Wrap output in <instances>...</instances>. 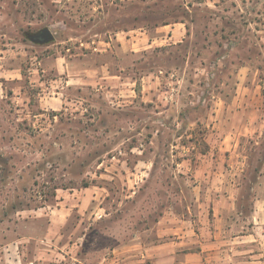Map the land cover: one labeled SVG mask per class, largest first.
Here are the masks:
<instances>
[{
    "label": "rangeland",
    "instance_id": "374dc122",
    "mask_svg": "<svg viewBox=\"0 0 264 264\" xmlns=\"http://www.w3.org/2000/svg\"><path fill=\"white\" fill-rule=\"evenodd\" d=\"M16 1L0 0V54L8 37L24 41L5 66L81 52L121 29L183 22L185 33L137 53L138 95L122 105L87 90L83 107L44 109L33 74L0 73V264H115L132 240L174 236L175 216L212 215L207 184H235L244 214L264 198V129L228 137L242 131L231 116L264 122V0ZM44 28L53 38L33 40ZM226 98L229 117L211 116Z\"/></svg>",
    "mask_w": 264,
    "mask_h": 264
},
{
    "label": "crops",
    "instance_id": "0c3cea01",
    "mask_svg": "<svg viewBox=\"0 0 264 264\" xmlns=\"http://www.w3.org/2000/svg\"><path fill=\"white\" fill-rule=\"evenodd\" d=\"M184 33L183 22L165 23L156 26L153 32L145 27L121 29L107 38L95 40L97 45L81 52L50 55L45 59L27 54L30 64L27 62L25 66L21 64L5 66L1 62L0 73L16 74L17 80L21 79L23 69L33 74V81L45 85L41 93V105L44 109L69 110L83 107L82 94L87 90L105 94L111 101L122 105L127 101L125 96L138 95L136 86L138 79L135 77L137 53L162 43L176 42L184 37ZM20 42L24 44V41L11 40V36L8 37L5 43L6 50H1L4 54L1 53L0 58L8 61L9 54L11 57H20L18 54L22 51V48L18 49ZM139 74L142 80H146L144 76L146 73ZM239 86V90L233 95L235 102L238 99L243 101L246 92L245 87L241 89L242 83ZM245 102H241L240 105L247 112L249 105H245ZM223 103L219 107L213 103L208 106L211 116L214 117L217 110V115L220 116V111L222 115H226L228 104L233 103V99L227 102L226 98ZM257 110L260 111V107ZM246 118L235 126L231 116L229 123H232V127L241 128L242 131L240 134H236L235 130L231 131L229 138H241L243 135L258 136V131L264 129L261 116L254 119ZM216 172L215 168L210 167L203 170V173L209 176ZM234 186L235 184L226 182L207 184L206 187L213 194L212 215H203L198 219L175 216V220L182 223L175 225L174 236L168 238L164 236V231H159L158 238L144 246L132 240L122 246L123 254L120 259L112 261L115 264H264V198H256L253 200L251 211L246 214L240 213L237 210L240 199L231 192ZM159 222L162 223L163 220ZM240 225L244 227L242 232L239 231ZM138 245L142 251L144 250V254L137 253ZM120 248L115 250L118 251ZM112 263L102 261L100 264Z\"/></svg>",
    "mask_w": 264,
    "mask_h": 264
},
{
    "label": "water",
    "instance_id": "95a60500",
    "mask_svg": "<svg viewBox=\"0 0 264 264\" xmlns=\"http://www.w3.org/2000/svg\"><path fill=\"white\" fill-rule=\"evenodd\" d=\"M52 38H53V33L51 29L44 28L39 31V33L33 38V40L40 43H44L50 41Z\"/></svg>",
    "mask_w": 264,
    "mask_h": 264
}]
</instances>
